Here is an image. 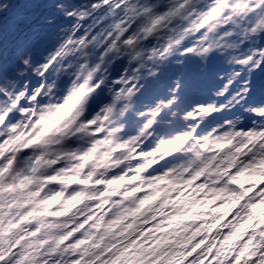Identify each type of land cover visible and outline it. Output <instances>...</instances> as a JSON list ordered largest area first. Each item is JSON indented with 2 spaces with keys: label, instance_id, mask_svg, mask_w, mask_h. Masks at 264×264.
<instances>
[{
  "label": "clouds",
  "instance_id": "1",
  "mask_svg": "<svg viewBox=\"0 0 264 264\" xmlns=\"http://www.w3.org/2000/svg\"><path fill=\"white\" fill-rule=\"evenodd\" d=\"M0 264H264V0H0Z\"/></svg>",
  "mask_w": 264,
  "mask_h": 264
}]
</instances>
